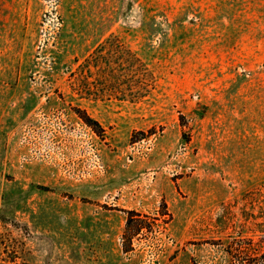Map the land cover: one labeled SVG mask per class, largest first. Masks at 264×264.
<instances>
[{
	"label": "rangeland",
	"instance_id": "rangeland-1",
	"mask_svg": "<svg viewBox=\"0 0 264 264\" xmlns=\"http://www.w3.org/2000/svg\"><path fill=\"white\" fill-rule=\"evenodd\" d=\"M0 264H264V0H0Z\"/></svg>",
	"mask_w": 264,
	"mask_h": 264
},
{
	"label": "trees",
	"instance_id": "trees-1",
	"mask_svg": "<svg viewBox=\"0 0 264 264\" xmlns=\"http://www.w3.org/2000/svg\"><path fill=\"white\" fill-rule=\"evenodd\" d=\"M89 121H90V120H89ZM91 123H93V124H94L95 122H91ZM95 125H96V123H95Z\"/></svg>",
	"mask_w": 264,
	"mask_h": 264
}]
</instances>
